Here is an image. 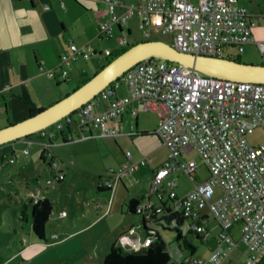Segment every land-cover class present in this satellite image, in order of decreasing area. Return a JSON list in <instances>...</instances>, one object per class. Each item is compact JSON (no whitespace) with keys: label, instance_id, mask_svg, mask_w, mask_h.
Segmentation results:
<instances>
[{"label":"built area","instance_id":"obj_1","mask_svg":"<svg viewBox=\"0 0 264 264\" xmlns=\"http://www.w3.org/2000/svg\"><path fill=\"white\" fill-rule=\"evenodd\" d=\"M108 12V19L99 25L98 36L113 37L116 28L122 47L128 45L125 25L136 16L139 29L145 39L171 37V45L180 52L194 55L231 58L229 48L237 50L238 56L244 46L253 42V20L238 0H146L141 5H123L122 0H102ZM118 7H123L120 14ZM264 65V43H259ZM93 54L89 45L78 47L70 43L67 52L60 57L55 70L46 71L54 79L58 73L65 80L70 66L78 58L88 59ZM110 55V51L105 52ZM121 88L124 96H117ZM102 100H108L105 107L95 111ZM133 117L141 112L153 111L157 115L155 135L168 151V158L154 172L150 192L157 194L171 174L181 171L193 183V187L182 196L175 191L172 181L168 199L171 207L181 211L190 224V229L202 237L208 235L202 225L207 212L218 224V245L206 257L187 256L182 264H223L232 256L239 244L245 250L236 264H257L264 256V140L251 145L248 136L256 129L264 131V84L235 82L205 76L187 66L170 63L161 59L143 60L124 72L99 95L72 114L55 124L54 130H42L40 135L49 142L72 125L81 131V137L91 135L93 130L99 137H114L118 134L107 126L111 119L122 115L127 107ZM134 129V125L132 128ZM46 157L52 178L49 185L64 180L61 162L49 151ZM197 153L204 163L208 176L196 182L198 164L190 155ZM28 149L22 151L27 155ZM185 156L187 159L182 160ZM125 157L132 158L130 151ZM15 157L0 162L1 166L12 164ZM146 166V158L110 168L102 179L101 187L112 192L116 183L139 167ZM221 193L211 201L215 191ZM40 191L28 194L32 204L39 203ZM97 210L102 205H96ZM162 205L153 202L139 204L135 213L145 221L150 236H145L141 228L130 227L119 236L121 247L129 251H139L152 243V235L159 230L154 222H159ZM107 211L103 212L106 215ZM62 216L66 213L62 212ZM185 229V228H184ZM234 230L239 233L236 239ZM53 241L58 236L53 235ZM171 259L182 253L176 247H168Z\"/></svg>","mask_w":264,"mask_h":264},{"label":"crops","instance_id":"obj_2","mask_svg":"<svg viewBox=\"0 0 264 264\" xmlns=\"http://www.w3.org/2000/svg\"><path fill=\"white\" fill-rule=\"evenodd\" d=\"M145 2L146 0H122L123 5H141ZM238 3L246 9L254 23L252 28L253 42L244 46L243 57L249 63H255L254 61L258 59V53L262 57L259 43H264V0H238ZM122 11L123 7L116 9L117 14ZM107 19V8L102 0H0V129L21 121L36 110L44 109L66 96L72 89L78 87L82 81L87 80L92 73H96L103 67L104 61H108L114 53L127 46L122 47L118 44L117 37L121 34L119 28L115 29L113 37L98 36L99 25ZM125 30L129 44L128 35H130V30ZM157 40L163 39L158 38ZM70 43L78 47L89 45L93 54L88 59L78 58L74 61L65 80L61 79L58 73L54 79L49 78L46 71H56L60 57L68 51ZM106 51H110V55H106ZM125 94L126 89L121 88L117 96L120 97ZM107 102L108 100H102L100 107L95 111L103 109ZM133 107H135V104L128 106L127 110L119 117L107 122L108 127L118 131V134L114 137H99L96 130L92 131L91 136L85 134V137H81L80 129L72 125L58 133L50 142L38 134L35 135L36 139H33V137L24 138L1 147L0 162L12 158V153L18 152L19 155L16 157L20 156L22 158L24 168L33 165L43 166L48 176L47 179H49V176L53 177L54 175L49 168L48 157L45 153L46 144L49 143L50 147L48 149L61 162V172L64 174V180L55 183V186L50 189L52 191H63L67 187L66 177L69 176L70 172H72L74 180L70 183L74 188L77 186L79 171L77 172V169L75 170L73 167H79L83 162L82 155L77 152L80 146H96L97 150L102 153L103 150L112 152L111 146L115 145L123 152H121L122 156L117 161L108 164L110 168H119L121 165L136 161L141 157L146 158V166L139 167L134 173L123 176L116 183L112 192L101 187L102 179L105 175L107 176L105 173L107 169H96L93 175H83L81 173L83 179L81 186L84 193L87 194L88 192L86 197H90L91 200L101 199L103 201V204H100L102 205L101 210H97V204L95 205V211L97 213L102 211V213L92 223L102 222L114 215L121 216L123 219L126 216L125 214L137 215L128 212V204L131 200L135 199L139 204L147 202L157 204L160 201L157 194L150 192V187L154 172L168 158L169 151L161 145L160 140L154 133L155 128L152 131H139L138 119L143 112L139 113L137 117H133L130 114ZM132 125H134V129H131ZM34 140L37 142H32ZM73 141L77 143H73L75 147H71L73 145L68 146V148H72V152L70 156H67L65 154V149H67L65 143ZM31 143L36 146L35 152L37 153L22 154V151L27 149V146L22 144ZM60 143L63 145H60ZM7 149L11 150L10 156H5V150ZM126 151L132 153L131 159L125 157ZM36 156L39 159H36ZM69 158H71L70 162L65 160ZM185 159L187 158L183 156L182 160ZM7 165L0 166L5 167ZM201 180L198 175L196 182ZM172 181L176 182L175 191L178 196L184 195L193 187V183L187 176L181 171H177L168 176L159 189L163 202L168 200L169 184ZM29 183V180L22 182L27 198L30 192L39 190L41 193L40 198L47 199L52 205L53 201L49 196L50 189L43 190L42 186L32 187ZM39 185H41V182ZM89 189L92 192H89ZM30 204L29 198L28 203L20 202V217L23 220H26L28 216L31 219ZM104 211H107L106 215H103ZM205 214L202 225L207 229L208 235L206 237H197L193 234L187 235V240L195 249L178 253L177 258L173 259L176 263L182 264L180 261L187 256L206 257L210 250L218 245L219 226L207 212ZM130 227H133V225ZM157 227L160 229L159 226ZM128 229L120 232L105 247L104 251L106 252H101L99 264H101L103 256L107 254L112 245L120 246L118 238ZM89 230L79 234L76 232L78 235L74 237ZM234 233L237 232L234 230ZM53 235H56V233ZM144 237L143 233L141 239ZM35 242L39 241L35 240ZM172 248L176 249V247ZM235 259L236 257L231 256L223 264L227 261L230 264H236Z\"/></svg>","mask_w":264,"mask_h":264},{"label":"rangeland","instance_id":"obj_3","mask_svg":"<svg viewBox=\"0 0 264 264\" xmlns=\"http://www.w3.org/2000/svg\"><path fill=\"white\" fill-rule=\"evenodd\" d=\"M124 28L130 30V35H128L130 44L147 40L139 29V20L136 16L131 17ZM160 39L169 44L172 43L171 37L165 36ZM227 51L230 52L229 55L232 54L231 58L238 56L237 50L233 48H229ZM257 55L258 59L254 61L255 63H249L243 57V53L239 55V61L246 64H263L262 57L259 53ZM106 64L107 61H104L102 66ZM94 74L92 73L88 79ZM157 120V115L153 111L141 113L138 119L139 131L156 129ZM48 130H54L53 126H50ZM32 137L36 139L35 136ZM263 140L264 131L261 128L256 129L248 136V141L253 146L258 145ZM73 143L77 142L65 143L67 146L65 154L67 156H70L72 152V148H68V146L73 145L71 147H75ZM22 145L27 146L30 154L36 151V146L32 143ZM60 145L63 144L60 143ZM111 147L112 152H106V150L102 152L101 150L102 153H100L96 146H80L77 152L82 155L83 162L79 167H73L75 170L77 169V172L79 171L77 186L74 188L70 183V181H74L73 174L70 172L69 176L66 177L67 187L63 191H52L50 189L55 185L47 183L48 176L43 166L33 165L24 168L22 158L20 156L16 157L19 153H12L13 157L16 158V162L5 167L0 166V264H99L101 252L120 232L128 229L131 225L139 229L141 219L139 215L125 214L124 219L121 216L114 215L102 222H96L97 224L92 223L102 213V211H100L101 213L95 211V205L103 204V201L101 199L91 200L90 197H86L88 192L86 194L83 191L81 175H93L96 169L105 168L108 171L110 169L108 164L117 161L122 156L121 152H123L115 145ZM10 153V149L5 150V156H10ZM190 157L194 158L198 164L197 176H200L201 181L205 180L208 172L201 158L195 152ZM65 160L70 162L71 158ZM47 161L49 162V158ZM116 168L114 167V169ZM105 173L107 174V172ZM27 180H29L32 187L42 186L43 190L50 189L49 191H51L49 196L53 201L51 205L52 213L44 227L45 241L40 243L35 242V236L31 232L30 217L28 216L26 220L20 217V202L28 203L29 198H27L25 188L22 185V182ZM40 182L41 185H39ZM88 191L92 192L90 189ZM214 191L211 201H214L221 193L217 187ZM62 210L66 213L65 216L61 215ZM88 229H90L88 232L74 237ZM54 233L58 236V241L52 240L51 236ZM161 233L171 247H176V233L174 231L162 230ZM236 239L239 240V233L236 234ZM244 250V245L240 244L239 248L232 253V256L239 258ZM169 264L178 263L172 259ZM225 264H230V262L227 261Z\"/></svg>","mask_w":264,"mask_h":264},{"label":"water","instance_id":"obj_4","mask_svg":"<svg viewBox=\"0 0 264 264\" xmlns=\"http://www.w3.org/2000/svg\"><path fill=\"white\" fill-rule=\"evenodd\" d=\"M150 58L181 64L209 77L264 84L263 64H246L224 57L184 53L164 40L141 41L116 56L62 99L34 115L0 129V147L49 128L94 99L131 67Z\"/></svg>","mask_w":264,"mask_h":264},{"label":"trees","instance_id":"obj_5","mask_svg":"<svg viewBox=\"0 0 264 264\" xmlns=\"http://www.w3.org/2000/svg\"><path fill=\"white\" fill-rule=\"evenodd\" d=\"M157 39L158 38L153 40H157ZM134 44L129 43L126 47L114 53L111 56V58L107 61V63L110 62L112 59H114L116 56L123 53L125 50H127L129 47H131ZM229 59H234L236 61H239V56H237L236 58H229ZM87 80L82 81L80 85L85 83ZM38 111L40 110H36L31 115L36 114ZM38 134L40 133L38 132L26 138H30ZM170 202H171L170 199H168L167 202H163L162 200L158 202V204L162 205L163 209L159 217V222L156 221L154 223L157 226H159L160 232L158 235H152L153 240L148 247L143 248L139 251H129L121 246H117L116 244H114L110 247L107 254L103 256L101 260V264H169L171 258L167 252V248L170 246V244H168L164 239L161 233L162 230H171L176 233L175 236V241L177 244L176 247L179 249L180 252L183 253L184 251H193L195 248L187 240V235L193 234L197 237H202V236L196 231L190 229V224L188 223L187 219L183 216V213L181 211L174 210L170 206L171 205ZM138 205L139 202L137 200L135 199L131 200L128 204V212L130 214L135 213V209ZM30 206H31V212H30L31 232L35 236V239L37 241L44 242L45 241L44 227L52 213L51 203L47 199H42L39 203L35 205L31 203ZM138 227L141 228L145 236H150L148 234V229L145 226V221L142 218L140 221V225ZM257 264H264V256L259 260Z\"/></svg>","mask_w":264,"mask_h":264}]
</instances>
